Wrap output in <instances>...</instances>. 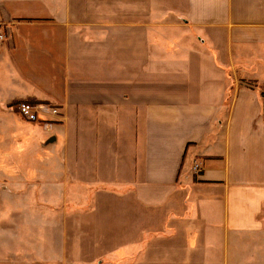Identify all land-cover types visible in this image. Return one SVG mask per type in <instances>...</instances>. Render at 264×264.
Returning a JSON list of instances; mask_svg holds the SVG:
<instances>
[{"label":"crops","instance_id":"0c3cea01","mask_svg":"<svg viewBox=\"0 0 264 264\" xmlns=\"http://www.w3.org/2000/svg\"><path fill=\"white\" fill-rule=\"evenodd\" d=\"M0 30V178L70 214L0 264H264V0H0Z\"/></svg>","mask_w":264,"mask_h":264},{"label":"rangeland","instance_id":"374dc122","mask_svg":"<svg viewBox=\"0 0 264 264\" xmlns=\"http://www.w3.org/2000/svg\"><path fill=\"white\" fill-rule=\"evenodd\" d=\"M17 105L18 102H15L12 104V108L24 121L41 123L43 127H48L50 123H52L49 115L53 114L43 115L38 121H30L20 114ZM58 113L59 110L57 114ZM0 153H3L2 155L6 157L7 150L5 154L4 150H0ZM198 166L200 165H194L196 172ZM2 176H4L2 177L4 179L0 178V236H25L30 239L31 242H34L39 239L38 237H42V221L51 223L60 222L63 224L69 223V213H60V219H57L56 216H58V214L54 213V210L50 211L48 207L45 208V205H42V179L35 184L33 180L29 179L17 181L7 179L5 174ZM28 189L36 190L35 194L33 195L32 193L26 196L25 192ZM23 193L25 195H22ZM53 199H55V197H53ZM66 217L69 218L65 219ZM47 231L50 232L49 235L53 236L54 234L56 236L64 234L62 229H57V233L56 229ZM67 231L70 230L67 229ZM67 231L65 230L66 233ZM36 246L38 247V252L39 249L42 251V246ZM30 264H42V261H30Z\"/></svg>","mask_w":264,"mask_h":264},{"label":"built area","instance_id":"2783aa9c","mask_svg":"<svg viewBox=\"0 0 264 264\" xmlns=\"http://www.w3.org/2000/svg\"><path fill=\"white\" fill-rule=\"evenodd\" d=\"M5 39V34L0 30V42ZM264 92V90H263ZM18 110L25 118L30 121H38L41 116L46 114H57L58 109L51 104L36 103L27 100L18 102ZM200 170V167L197 168Z\"/></svg>","mask_w":264,"mask_h":264}]
</instances>
